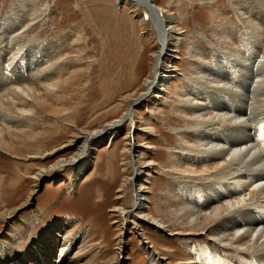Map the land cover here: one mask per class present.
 I'll return each instance as SVG.
<instances>
[{"label":"rangeland","instance_id":"obj_1","mask_svg":"<svg viewBox=\"0 0 264 264\" xmlns=\"http://www.w3.org/2000/svg\"><path fill=\"white\" fill-rule=\"evenodd\" d=\"M150 2L162 11V16L174 19L167 22L170 35L163 58L165 68L160 72L165 79L139 102L136 99L145 92L146 81L153 74L155 55L164 48L145 10L127 0H0V71H5L4 64L8 67L17 60L27 46L38 55L26 62L36 70L0 87V95L14 86L43 93L41 86L45 82L70 77L74 81L64 90V102L54 103L72 106L64 117L37 113L26 125L0 118V127L9 125L14 130L22 128L46 136L34 142L23 156L0 149V264H24L22 258L34 250L47 256L45 261L38 258L40 264H192L197 261L189 260V253L198 255L192 243L205 247L209 255H222L225 245L218 243L209 230L182 231L167 219L166 214L175 207L172 198L176 199L180 192L176 184L187 177L185 168L195 169L181 153L193 148L190 143L198 142L193 131H185L195 121L189 119L193 114L182 102L186 98L178 94L185 84L184 77L208 76L202 63L214 66V56L222 61L224 55L246 56L248 34L257 41L255 53L264 57V0ZM20 13L27 17L23 19ZM40 49L47 56L45 65L38 61ZM216 82L233 86L230 82ZM126 115L124 124L101 134L84 167L76 170L66 164L54 173L40 174L55 162L73 158L89 133L103 130ZM174 158L181 164L169 172ZM217 165L198 166L196 170ZM214 172H200L210 176L198 174L194 180L205 183L204 179L215 178ZM138 189L144 199V215H153L161 224L165 222V229L153 228L136 212L125 215V220L118 215V208L133 209ZM239 200L243 201V197L236 195L214 207ZM159 208L162 212H158ZM203 208L204 205L197 210ZM211 211L212 208L205 214ZM67 221L71 226L66 234L57 229L53 236L46 234V228L64 226ZM17 229L23 230L25 237L15 241ZM76 235H84L83 247L76 241L75 247H70ZM52 238L53 247L47 248ZM64 240L67 245L61 246ZM248 254L253 253L237 252L239 262L246 261ZM25 264H31L30 260L26 259Z\"/></svg>","mask_w":264,"mask_h":264},{"label":"bare ground","instance_id":"obj_2","mask_svg":"<svg viewBox=\"0 0 264 264\" xmlns=\"http://www.w3.org/2000/svg\"><path fill=\"white\" fill-rule=\"evenodd\" d=\"M127 1L136 4L147 12L148 23L155 31L158 41L164 45V48H159L158 53L155 55V62L152 68L154 75L151 74V77L146 81L145 92L136 99V101L141 102L147 98L148 90L153 91L160 86L165 79V75H163V78L160 77V72L164 71L165 68V66L162 68L165 63L163 58L167 52V41L170 35L167 22L172 21L174 18L171 16H162V11L152 5L150 0ZM23 8L25 11L27 10L26 6ZM159 13L161 16H158ZM21 14L22 13H20V16L23 19L27 17ZM37 18L40 20V15ZM34 20H37L36 17ZM16 23L18 24V22ZM257 33L259 32L257 31ZM255 41L248 34L246 42L248 54L244 57L233 58L232 61L224 63L214 56V66L202 63L205 65L203 71L205 74H208V76L197 75V78L184 77L185 84H183L182 92L179 91L180 94L178 95H182L183 98H186L185 100L183 99L182 102L185 108L190 109L193 114V117L189 116V119L195 121V123L189 125L186 130H184L193 131L192 133L195 134L196 141L198 142L190 143L192 145L189 146H193V148L181 154H183V159L187 161V163H191L192 167H195V169L192 168L193 170H191L190 168H185L186 174H184L187 177L178 183L176 182L177 184L175 183L180 192L178 195L176 194V199L170 195L173 197L172 203H175V207L172 209L170 208L169 214L166 215L171 225L176 226L182 231L197 233L203 231V229L209 230L218 243L225 245L222 246L223 249L220 252L223 257L224 255H232L236 257L234 260L239 262L240 257H238L237 252L253 253L251 255H244L246 261H249L250 264H262L264 263V255L254 253H264V185H262L264 184V100L262 99L264 97V57H261L258 52L255 53V43L257 42ZM32 51L30 46H27L22 54L15 58L17 60L12 61L8 67L4 64L5 71H0V87L6 86L8 82H16L18 78L25 77L34 70L35 67L33 65H27L26 63H30V58L33 59L38 57V55L34 54V51ZM214 52L216 53L215 50H213V53ZM218 52L223 53L222 50ZM250 52L253 54V57ZM38 54L40 65H45L48 62L47 56L44 55V52L42 53V49H40ZM224 56L228 58L227 55ZM35 64H37V62ZM224 70H226L227 73H225ZM48 71H46V73ZM72 74H74V71L71 75ZM156 74L158 75L157 77L155 76ZM240 80L241 82L239 83ZM216 81L219 83L230 82L233 83V86L218 85ZM73 82L71 77L65 80L58 78L50 82H45L41 86L43 88V93L37 91L35 88L14 86V88L12 90L10 89L4 96L0 95V112L2 111V113H0V118L5 122H17L26 125L29 123V119L37 113L64 117L70 112L72 106L67 108L69 105L56 106L55 104L64 102L62 99V95L65 93L64 90L74 85ZM224 98L225 101L223 100ZM199 100L204 103L201 104L197 102ZM208 112H210L211 115H207ZM130 114L132 116L131 112ZM127 118L128 116L126 115L114 123L111 122L112 124H108L103 130L89 133V136L85 138L80 150L73 158L69 159V161L55 162L50 169H43L40 174L47 175L49 173H54L63 168L66 164H70L74 169L76 168V170L80 167H84L87 155L90 153L92 146L97 142L101 134L108 133L110 129L118 128L126 122L124 120ZM36 121L38 122V119ZM37 127L39 126L37 125ZM45 137V133L31 132V130H22V128L21 130H14L12 127H9V125H2V127H0V149L16 156L21 154L23 156L34 142L41 141ZM179 140H181V138ZM177 143L179 144V141ZM187 145L186 143V146ZM181 149L183 148L181 147ZM176 159L174 158L173 161H170V163L172 162V171L169 172H174L177 166L181 164L178 163ZM208 164L218 165L214 168L203 169L202 171L196 170V167L203 165L208 166ZM210 170H214V173H217L215 178L208 177V179H204L205 183H197L194 180L198 179L196 177H199L198 174H200V172L205 174ZM80 171L82 170L80 169L77 174H79ZM133 174L138 177L137 170H134ZM204 174H200L201 177L210 176ZM17 182L18 181H16V183ZM12 183L13 182H11V184ZM232 192L236 194L233 195L231 194ZM167 195H169V193ZM205 195L209 199L204 200ZM236 195L238 197L239 195L242 196L243 201L241 200L240 202L239 200L237 203H234L236 202L234 201V204L228 201L219 207H214L216 204H222L221 201L231 197L233 199ZM135 196L136 201L134 202L133 209L125 211L118 208L116 210L118 215L125 220L124 217L130 215V213L136 212L139 217H141L142 221H145L153 228L160 230L165 229L166 226L163 225L165 222L162 221L161 224V222L154 220L156 217H153V215L150 218L144 215V199L139 189L135 191ZM0 202H2L1 198ZM202 205H204L205 208L197 210ZM210 208H212V211L205 214ZM161 210L162 209L159 208L158 212ZM231 216H233L232 219H230ZM157 217L159 216L157 215ZM63 225L64 226L55 224L53 227L46 228V234H52L53 236V231H55V229H57L56 231L62 230L61 233L66 234L65 232L68 227L71 226V223L67 221L66 224ZM26 228L28 230L29 227ZM14 236L15 241L22 240L23 237H25V233L23 230L17 229L14 231ZM83 236L76 235L72 238L70 247H72L75 241L78 246L83 247L85 240ZM50 244H54L53 238L47 243V248L48 246H50V248L53 247ZM192 244H194L195 252L198 253V255L194 256V253H189V260L196 258L199 264L217 263L214 261H216L218 256L215 257L213 254L209 255L205 247L195 243ZM65 245H67V241L64 240V244L61 246ZM188 245H190V243H188ZM197 246H199V249ZM74 247L73 245V248ZM188 248L189 250L192 249L191 246ZM120 250L121 247H119L118 251L120 252ZM34 251L33 254L22 258L24 264L26 259L30 260L31 264H40L41 260H38L39 257L44 261L46 260L47 256L41 250ZM33 255H35V259L29 258ZM241 256H243V254ZM85 264H88V262Z\"/></svg>","mask_w":264,"mask_h":264},{"label":"flooded vegetation","instance_id":"obj_3","mask_svg":"<svg viewBox=\"0 0 264 264\" xmlns=\"http://www.w3.org/2000/svg\"><path fill=\"white\" fill-rule=\"evenodd\" d=\"M222 54L224 55V53H222ZM227 57H228V58H226V57L224 56V61H223L224 63H228V62H230V61L233 60V57L228 56V55H227Z\"/></svg>","mask_w":264,"mask_h":264},{"label":"water","instance_id":"obj_4","mask_svg":"<svg viewBox=\"0 0 264 264\" xmlns=\"http://www.w3.org/2000/svg\"><path fill=\"white\" fill-rule=\"evenodd\" d=\"M158 16H161V14L159 13Z\"/></svg>","mask_w":264,"mask_h":264}]
</instances>
